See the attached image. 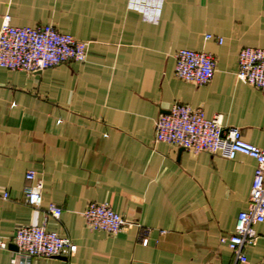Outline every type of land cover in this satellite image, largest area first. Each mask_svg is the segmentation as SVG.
I'll list each match as a JSON object with an SVG mask.
<instances>
[{"label":"crops","instance_id":"obj_1","mask_svg":"<svg viewBox=\"0 0 264 264\" xmlns=\"http://www.w3.org/2000/svg\"><path fill=\"white\" fill-rule=\"evenodd\" d=\"M128 1L0 0V25L9 15L14 27L51 25L87 43L84 63L0 68V241L8 243L0 264H10L16 229L43 223L76 252L33 264L233 262L220 239L247 207L255 161L155 143L154 122L180 103L264 149V92L236 78L240 50H264V0H162L155 24ZM180 49L215 59L209 84L174 75ZM28 171L43 184L40 209L24 204ZM50 203L62 209L58 221L45 216ZM90 203H107L129 225L116 235L91 230ZM254 231L247 264H264V221Z\"/></svg>","mask_w":264,"mask_h":264},{"label":"built area","instance_id":"obj_2","mask_svg":"<svg viewBox=\"0 0 264 264\" xmlns=\"http://www.w3.org/2000/svg\"><path fill=\"white\" fill-rule=\"evenodd\" d=\"M162 0H129L128 8L138 12L144 21L157 23ZM206 35L205 39H210ZM218 44L221 38L216 39ZM87 59V43L74 39L69 34L57 31L51 25L14 27L10 16L5 15L0 25V68L26 73L41 72L59 65ZM174 75L196 86L209 84L216 71L215 59L202 51L180 49L174 54ZM236 78L264 92V50L241 49L237 57ZM154 142L164 143L192 154L208 153L233 160L238 155L255 161L247 207L237 216L235 231L220 239L233 255L232 264H247L245 247L256 241L254 226L264 221V149L243 140L240 129L224 126L221 117L206 118L200 108L175 103L167 113L154 122ZM23 188L24 204L34 209L42 207V181L33 171L25 174ZM7 195H4L6 198ZM46 218L56 221L62 209L52 203L45 208ZM86 225L94 231L116 235L129 225L121 215L115 213L107 203H90L83 213ZM149 230L143 229L142 245L148 243ZM11 244L10 264H33L39 259L52 257L70 258L76 245L67 237H60L40 226L29 225L16 229ZM8 243L0 241V249Z\"/></svg>","mask_w":264,"mask_h":264},{"label":"water","instance_id":"obj_3","mask_svg":"<svg viewBox=\"0 0 264 264\" xmlns=\"http://www.w3.org/2000/svg\"><path fill=\"white\" fill-rule=\"evenodd\" d=\"M11 248H12L13 250H16V247H15V246H13V245H11Z\"/></svg>","mask_w":264,"mask_h":264}]
</instances>
